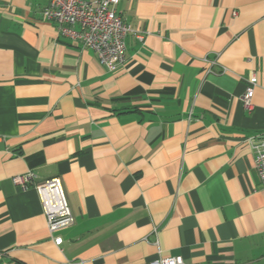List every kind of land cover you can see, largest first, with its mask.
<instances>
[{
	"label": "crops",
	"instance_id": "1",
	"mask_svg": "<svg viewBox=\"0 0 264 264\" xmlns=\"http://www.w3.org/2000/svg\"><path fill=\"white\" fill-rule=\"evenodd\" d=\"M47 4L0 0V264H264V0H118L114 70ZM26 171L59 178L71 225L48 230Z\"/></svg>",
	"mask_w": 264,
	"mask_h": 264
},
{
	"label": "built area",
	"instance_id": "2",
	"mask_svg": "<svg viewBox=\"0 0 264 264\" xmlns=\"http://www.w3.org/2000/svg\"><path fill=\"white\" fill-rule=\"evenodd\" d=\"M118 0H48L44 15L58 23L63 34L72 39H78L84 46L91 48L99 62L108 70H114L125 60V35L133 31L117 15L115 5ZM66 24H78L75 31L66 28ZM142 38V35H139ZM248 84L241 96L243 105L251 107L253 88L257 84V74L251 71ZM256 143L254 167L262 186L264 187V139ZM15 185L21 189L34 187L40 197L46 215L48 230L53 233L68 227L74 222V216L69 208L58 177L36 181L33 171L16 174L12 177ZM59 245L62 237H54ZM142 264H197L184 261L180 255L158 257Z\"/></svg>",
	"mask_w": 264,
	"mask_h": 264
}]
</instances>
